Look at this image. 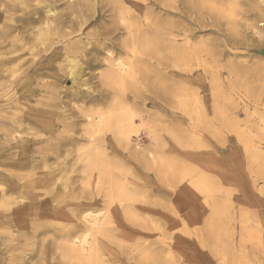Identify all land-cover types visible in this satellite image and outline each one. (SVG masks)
<instances>
[{"label": "rangeland", "instance_id": "obj_1", "mask_svg": "<svg viewBox=\"0 0 264 264\" xmlns=\"http://www.w3.org/2000/svg\"><path fill=\"white\" fill-rule=\"evenodd\" d=\"M79 1L0 4V264H264V0Z\"/></svg>", "mask_w": 264, "mask_h": 264}, {"label": "bare ground", "instance_id": "obj_2", "mask_svg": "<svg viewBox=\"0 0 264 264\" xmlns=\"http://www.w3.org/2000/svg\"><path fill=\"white\" fill-rule=\"evenodd\" d=\"M5 0H0V4L2 3V2H4ZM8 1V0H7ZM13 1V0H12ZM63 1V0H62ZM87 2H89L88 4L87 3H85V2H82V0H80L79 2H78V6H79V9H82V8H84L85 6H91L92 7V2H90V0H86ZM117 1V0H116ZM158 1V0H157ZM249 1V0H248ZM10 2V1H9ZM189 2H190V0H189ZM245 2V1H244ZM11 4V3H10ZM13 4V3H12ZM17 3H15L14 4V6L16 5ZM115 5V4H114ZM1 6V5H0ZM4 6V5H3ZM154 6H159V2L157 3H154ZM167 6V5H166ZM30 7V6H29ZM117 7V6H116ZM6 8V7H5ZM243 8H245V7H243ZM2 9V8H1ZM7 9V8H6ZM28 9H30V8H28ZM74 9V8H73ZM78 8H75L74 9V12H73V14L74 13H78V10H79ZM87 9V8H86ZM113 9H115V8H113ZM5 10V9H4ZM9 10V9H8ZM90 10H91V8H90ZM25 11V10H24ZM23 11V12H24ZM80 11V10H79ZM99 11V10H98ZM101 11V10H100ZM246 11V10H245ZM1 12V11H0ZM11 12V10H9V13ZM163 12H164V10H163ZM12 13H15V12H12ZM45 13L46 14H49V13H51V9L49 8V5L46 7V9H45ZM168 13V12H167ZM185 15L184 16H186V12H183ZM248 13V12H247ZM5 14V13H4ZM7 14V13H6ZM11 14V13H10ZM9 14V15H10ZM40 14H41V9L39 8V9H32V10H28V12L23 16V17H20V18H18V20L20 21V25L19 26H17L16 24H15V22H10V23H7L8 25L7 26H5L4 28H6V27H8L9 29H7V30H3V29H1L0 28V37H2L0 40H7V38H8V36H10V34H12L13 32H15V31H17L18 29H21L22 30V32L23 31H25V30H29V29H32V28H34V26H35V24L37 23V22H39V20H41V23H43V21L45 22V19H44V17H42V16H40ZM79 14V13H78ZM38 15V17H36ZM243 15H247V14H245V12H244V14ZM11 16V15H10ZM103 17H104V15H102ZM142 16V15H141ZM14 17V16H13ZM8 18V17H7ZM64 18V17H63ZM11 19V18H10ZM238 19V18H237ZM231 20V19H230ZM232 21V20H231ZM7 22H8V20H7ZM68 22V21H67ZM234 22V21H233ZM66 23V20H63V19H59L58 20V24L59 25H64ZM47 25H48V32H50L51 30H52V28H53V24H51V23H47ZM251 25V24H250ZM57 27V26H56ZM58 28V27H57ZM132 28V27H131ZM250 28V27H249ZM20 30V31H21ZM229 30V29H228ZM1 31L3 32V34H1ZM233 32V31H232ZM256 34H257V36H259V37H263L262 36V32H256ZM143 35H141V37H142ZM144 41V40H143ZM136 43V42H135ZM113 44V43H112ZM141 47V46H140ZM101 48V47H100ZM96 49V48H95ZM94 49V50H95ZM107 51V50H106ZM110 52V51H109ZM110 61V60H109ZM133 64V63H132ZM184 64V63H183ZM135 64H133V66H134ZM132 66V67H133ZM144 66V65H143ZM185 66V65H184ZM187 66V65H186ZM116 69L119 71V73H121V74H126L127 73V66H125L124 64H121V63H118L117 65H116ZM138 68V67H137ZM184 68V67H183ZM140 70V69H139ZM182 70V69H181ZM116 71V70H115ZM112 71H110V73L108 72V73H105V75H104V77H105V79L107 80V79H110V78H112L113 76H112V73H111ZM182 72V71H181ZM3 73V72H2ZM117 73V72H116ZM132 73H133V71H132ZM12 74V73H11ZM86 76V73H83L82 72V70L81 69H75V70H73L71 73H70V78L72 79V82L75 84L79 79H81V78H84ZM121 76V75H120ZM126 76V75H125ZM130 77V76H129ZM116 78V77H115ZM111 80V79H110ZM33 84V83H32ZM112 85V84H111ZM75 93V92H74ZM71 94V93H70ZM82 94V93H81ZM73 95V94H72ZM78 95H79V93H78ZM68 96V95H67ZM66 96V97H67ZM80 96V95H79ZM79 98V97H78ZM26 100V99H25ZM75 100V99H74ZM78 100V99H77ZM93 102V101H92ZM5 110V109H4ZM9 111V110H8ZM11 111V110H10ZM6 112V111H5ZM91 112V111H90ZM89 112V113H90ZM102 114V113H101ZM90 115V114H89ZM93 115V114H92ZM86 116H87V114H86ZM105 116V115H104ZM104 116H102V117H100L99 118V120L97 121H94V119L91 117V115L90 116H87V121L90 123V125L88 126V127H90L91 126V128H100V127H103V125H105L107 122H106V118L104 117ZM85 117V116H84ZM108 120H109V118H108ZM109 123V122H108ZM0 126H1V124H0ZM3 126V125H2ZM8 126V125H7ZM109 126V125H108ZM5 127V126H4ZM5 128H7V127H5ZM10 128H12V127H10ZM91 128L89 129V130H91ZM14 130H15V128H14ZM90 133H92V132H90ZM89 133V134H90ZM3 135V134H2ZM40 136V135H39ZM2 138H3V136H2ZM93 138V137H92ZM12 139V138H11ZM91 141V140H90ZM69 144V143H68ZM67 144V145H68ZM46 168V167H45ZM5 175V174H4ZM3 175V176H4ZM61 175V174H60ZM59 177V176H58ZM1 178V177H0ZM1 185V184H0ZM86 217V216H85ZM88 219H90V218H88ZM86 220V219H85ZM91 222V221H90ZM92 223V222H91ZM93 223H95L96 224V221H93ZM45 231V230H44ZM47 232V231H46ZM67 238H68V236H66ZM85 240V239H84ZM84 240H76L74 243H73V247L75 246V247H77V249H80V250H82V251H84V250H86L85 252H87L88 250H87V248H85V244H86V241H84ZM87 244H89V243H87ZM86 244V245H87ZM70 246V245H69ZM89 246V245H88ZM89 249V248H88ZM91 258V257H90Z\"/></svg>", "mask_w": 264, "mask_h": 264}, {"label": "water", "instance_id": "obj_3", "mask_svg": "<svg viewBox=\"0 0 264 264\" xmlns=\"http://www.w3.org/2000/svg\"><path fill=\"white\" fill-rule=\"evenodd\" d=\"M262 55H264V50L260 52Z\"/></svg>", "mask_w": 264, "mask_h": 264}]
</instances>
